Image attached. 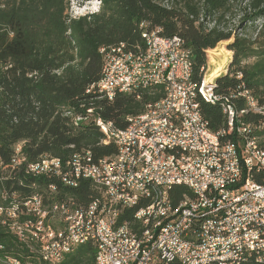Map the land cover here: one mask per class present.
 <instances>
[{
    "label": "built area",
    "instance_id": "2783aa9c",
    "mask_svg": "<svg viewBox=\"0 0 264 264\" xmlns=\"http://www.w3.org/2000/svg\"><path fill=\"white\" fill-rule=\"evenodd\" d=\"M142 27L145 48L121 42L101 49L102 76L88 89L113 99L117 92L165 85L166 96L130 116L124 128L96 119L104 142H115L118 152L98 161L85 150L67 161L27 162L18 146L11 163L25 162L26 173L71 187L89 179L100 196L83 207L73 199L50 201L47 191L4 193L2 223L50 263L92 242L97 264H241L250 258L264 264V145L241 117L248 110L209 85L207 70L200 83L193 80L191 51L181 37ZM238 95L262 110L250 90ZM201 101L221 103L227 128L211 129ZM175 185L191 192L178 203L170 193ZM8 264L35 263L13 257Z\"/></svg>",
    "mask_w": 264,
    "mask_h": 264
},
{
    "label": "trees",
    "instance_id": "16d2710c",
    "mask_svg": "<svg viewBox=\"0 0 264 264\" xmlns=\"http://www.w3.org/2000/svg\"><path fill=\"white\" fill-rule=\"evenodd\" d=\"M144 23L185 41L198 83L207 70L208 51L230 41L233 58L228 72L217 78L216 91L231 98L238 110H248L241 117L251 124L252 135L259 140L264 135V0H101L98 11L79 17L69 13L68 0H0V206L6 204L4 193L47 191L50 201L73 199L83 207L100 196L89 179L71 187L56 177L26 173L25 162L13 168L12 159L18 146L27 162L45 156L67 161L85 150L98 161L118 152L115 142H104L96 119L124 128L130 116L166 96L165 85L117 92L113 99L88 89L102 76V48L121 42L145 48ZM245 89L261 111L238 95ZM201 112L213 131L227 128L220 102L201 101ZM77 116L87 119L78 121ZM170 193L178 203L191 192L175 185ZM0 246V264L12 257L35 264H97L92 242L65 253L57 263L42 260L8 230L1 216ZM241 264L263 263L250 258Z\"/></svg>",
    "mask_w": 264,
    "mask_h": 264
},
{
    "label": "rangeland",
    "instance_id": "374dc122",
    "mask_svg": "<svg viewBox=\"0 0 264 264\" xmlns=\"http://www.w3.org/2000/svg\"><path fill=\"white\" fill-rule=\"evenodd\" d=\"M69 2V13L73 17H79L99 9L101 0H68ZM230 41H222L217 47H215V51L217 53L218 62L216 64V68H222L225 70L224 73L228 72V63L233 58V51L228 48V43ZM208 61H209V51H208ZM209 71V64H207V73L208 75L211 72ZM260 142H264V135L260 137Z\"/></svg>",
    "mask_w": 264,
    "mask_h": 264
},
{
    "label": "water",
    "instance_id": "95a60500",
    "mask_svg": "<svg viewBox=\"0 0 264 264\" xmlns=\"http://www.w3.org/2000/svg\"><path fill=\"white\" fill-rule=\"evenodd\" d=\"M229 63H228V65H229ZM224 72H225V70H223L222 68H216L212 73L209 74V76L207 78V83L209 85H213L214 83H217V78L221 74H223Z\"/></svg>",
    "mask_w": 264,
    "mask_h": 264
},
{
    "label": "bare ground",
    "instance_id": "6f19581e",
    "mask_svg": "<svg viewBox=\"0 0 264 264\" xmlns=\"http://www.w3.org/2000/svg\"><path fill=\"white\" fill-rule=\"evenodd\" d=\"M217 57L218 56H217V53H216L215 49L209 50V61H208L209 71L208 72H211V71L216 69L215 66H216V64L218 62V58Z\"/></svg>",
    "mask_w": 264,
    "mask_h": 264
},
{
    "label": "crops",
    "instance_id": "0c3cea01",
    "mask_svg": "<svg viewBox=\"0 0 264 264\" xmlns=\"http://www.w3.org/2000/svg\"><path fill=\"white\" fill-rule=\"evenodd\" d=\"M13 258V257H12ZM22 261V260H21ZM23 262V261H22ZM25 263V262H24Z\"/></svg>",
    "mask_w": 264,
    "mask_h": 264
}]
</instances>
